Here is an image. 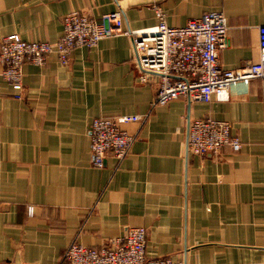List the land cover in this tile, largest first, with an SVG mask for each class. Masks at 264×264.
<instances>
[{"label":"crops","instance_id":"0c3cea01","mask_svg":"<svg viewBox=\"0 0 264 264\" xmlns=\"http://www.w3.org/2000/svg\"><path fill=\"white\" fill-rule=\"evenodd\" d=\"M117 2L132 35L77 48L68 65L55 54L27 62L22 96L0 66V264H59L73 242L100 248L132 226L147 228L148 257L264 264V82L233 83L227 101L153 105L157 84L140 82L132 59L133 36L156 29L158 5L177 27L223 12L220 66L257 62L264 0H0V41L52 43L65 15L101 18ZM97 117L136 135L122 161L108 154L103 167L93 164ZM201 118L230 122L241 149L193 155L188 127Z\"/></svg>","mask_w":264,"mask_h":264},{"label":"built area","instance_id":"2783aa9c","mask_svg":"<svg viewBox=\"0 0 264 264\" xmlns=\"http://www.w3.org/2000/svg\"><path fill=\"white\" fill-rule=\"evenodd\" d=\"M101 18L71 12L63 17L64 32L55 42L29 41L19 34H8L0 41L1 75L22 96L24 66L27 62L45 65L55 54L68 65L77 48L96 47L106 38L132 35L124 28L123 6ZM158 25L153 32L133 36V62L141 72L140 82L156 83L153 105H165L181 96L191 101L209 103L229 100L235 82L260 79L264 82V25L259 29V60L241 67L225 69L219 64V50L225 45L228 31L223 12H207L184 26H171L158 5L154 6ZM137 117L128 121H137ZM93 164L103 167L108 154L122 161L131 151L136 135L127 132L115 118L97 117L89 126ZM187 148L197 156L219 153L225 146L234 151L242 143L231 132L228 121L213 118L193 120L188 127ZM148 230L128 227L124 236L112 238L100 248L73 242L59 264H185L171 256L146 255Z\"/></svg>","mask_w":264,"mask_h":264}]
</instances>
